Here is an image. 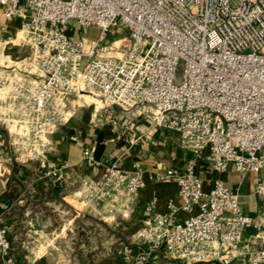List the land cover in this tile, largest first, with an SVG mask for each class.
<instances>
[{
	"label": "built area",
	"instance_id": "obj_1",
	"mask_svg": "<svg viewBox=\"0 0 264 264\" xmlns=\"http://www.w3.org/2000/svg\"><path fill=\"white\" fill-rule=\"evenodd\" d=\"M0 14L19 20L21 41L30 53L23 61L31 77L14 80L11 107L27 143V157L39 160L45 176L63 180L70 164L56 165L47 157L49 136L69 116L67 101L88 92L105 109L118 107L141 113L156 126L178 132L190 153L183 171L167 168L151 178L176 181L182 205L169 211L147 207L150 219L135 228L119 250L135 264H150L164 248L188 261L214 259L229 264L236 256L244 229L253 217L240 195L222 179L209 190L196 165L207 153L212 167L238 172L264 169V0H0ZM98 27L93 42L69 33L71 22ZM0 25V54L8 41ZM123 28L124 47L107 49V34ZM86 59V62H85ZM33 76V77H32ZM5 84V82H1ZM0 130V144L3 142ZM96 145L82 158L99 176L81 182V195L127 214L145 186V169L136 163L96 157ZM256 192L264 196V178ZM186 214L180 218L178 211ZM11 243L0 225V251ZM248 264L264 263V247L247 249Z\"/></svg>",
	"mask_w": 264,
	"mask_h": 264
},
{
	"label": "crops",
	"instance_id": "obj_2",
	"mask_svg": "<svg viewBox=\"0 0 264 264\" xmlns=\"http://www.w3.org/2000/svg\"><path fill=\"white\" fill-rule=\"evenodd\" d=\"M14 20L19 24L18 19ZM5 22L0 18V25L6 27L3 37L8 41L0 56L11 48L12 27L19 28L17 22L16 25L13 21L9 25ZM69 33L83 37L74 21ZM83 38L89 43L95 40ZM15 49L5 60H0V130L4 136L0 144V225L6 226L11 243L7 254L0 251V264H135L132 254L145 251L144 245L132 244L130 257L119 250L129 242L135 228L150 219L147 206L153 202V210L168 212L170 201L176 207L182 205L177 182L158 181L151 174L167 168L183 171L190 153L181 146L178 132L156 126L141 113H128L118 107L105 109L103 105L87 108L70 98L67 101L70 116L49 136L47 153L56 165L68 161L70 167L63 180L45 176L47 168L39 160L27 157V143L23 142L17 127L18 115L11 107L13 81L31 77L26 74L23 61L30 51L25 52L24 47ZM91 144L97 147L98 159L116 160L126 169L139 163L145 169L146 184L127 214L81 195L82 180L99 176L102 171L88 166L82 158L84 148ZM196 173L203 178L205 190L211 189L216 179H222L238 191L242 207L253 217V223L243 231L236 256L229 263L248 264L247 249L264 247V196L256 192L258 180L264 178V169L241 173L230 165L226 171L219 172L212 167L208 154L203 153ZM185 214L179 209L180 218ZM80 216L87 220L82 221ZM149 263L220 264L214 259L188 261L164 248L154 251Z\"/></svg>",
	"mask_w": 264,
	"mask_h": 264
},
{
	"label": "rangeland",
	"instance_id": "obj_3",
	"mask_svg": "<svg viewBox=\"0 0 264 264\" xmlns=\"http://www.w3.org/2000/svg\"><path fill=\"white\" fill-rule=\"evenodd\" d=\"M0 18H2L3 20H6L5 23H7V24H8V22L13 21V22H15V25H16V22H17L16 26L19 27L18 21H16V20H7L3 16H0ZM19 30H20L19 28L12 27V31H13L12 38L13 39H11L12 41H11V43L9 45L11 48H9V52H7L5 55L0 56V60H3V59L5 60L6 55L11 53V51L16 50L15 48L24 47L25 48L24 49L25 52H26V50L30 51L28 46L22 43L21 37H22L23 34L21 32H19ZM77 32H80V36L86 37L87 39H90V40L97 39L99 37V35H100V29L99 30L98 29H93V26H91V27H81L78 24H77ZM125 33L126 32H125V30L123 28L112 29L107 34V40H105L102 43H106L107 41H109L107 43V49H110V46H114V48H115L116 46H120V45H121V48H123L124 47V41L116 43V40L120 39V38L123 39L125 37V35H126ZM12 57L13 56H11V58ZM20 59H22V58H20ZM85 62H86V59H85ZM21 64H23V63H21ZM24 67H25V63H24ZM71 99L75 100L74 103L83 104V107H87V108L92 107V106L93 107L97 106V108H100V107L102 108V105H103L102 102L100 101V99H97V98H96V101H89L88 98L84 97V96H81V97L71 96ZM73 203L76 204L77 207H79V208L82 207V205L78 201H73ZM81 217H82V221L83 220H87V218H85V216H80L79 218L81 219Z\"/></svg>",
	"mask_w": 264,
	"mask_h": 264
},
{
	"label": "bare ground",
	"instance_id": "obj_4",
	"mask_svg": "<svg viewBox=\"0 0 264 264\" xmlns=\"http://www.w3.org/2000/svg\"><path fill=\"white\" fill-rule=\"evenodd\" d=\"M82 96L87 97L89 101H96V97L88 92H83Z\"/></svg>",
	"mask_w": 264,
	"mask_h": 264
}]
</instances>
